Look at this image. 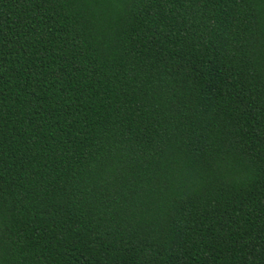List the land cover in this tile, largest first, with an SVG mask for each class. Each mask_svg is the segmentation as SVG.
<instances>
[{
    "label": "trees",
    "instance_id": "obj_1",
    "mask_svg": "<svg viewBox=\"0 0 264 264\" xmlns=\"http://www.w3.org/2000/svg\"><path fill=\"white\" fill-rule=\"evenodd\" d=\"M0 264H264V0H0Z\"/></svg>",
    "mask_w": 264,
    "mask_h": 264
}]
</instances>
